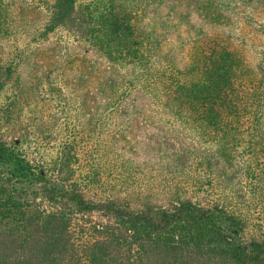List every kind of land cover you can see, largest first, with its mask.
<instances>
[{
  "label": "trees",
  "instance_id": "16d2710c",
  "mask_svg": "<svg viewBox=\"0 0 264 264\" xmlns=\"http://www.w3.org/2000/svg\"><path fill=\"white\" fill-rule=\"evenodd\" d=\"M0 264H264V0H0Z\"/></svg>",
  "mask_w": 264,
  "mask_h": 264
}]
</instances>
